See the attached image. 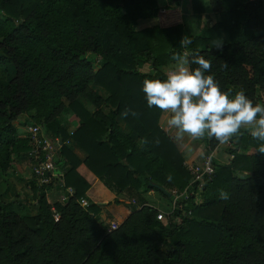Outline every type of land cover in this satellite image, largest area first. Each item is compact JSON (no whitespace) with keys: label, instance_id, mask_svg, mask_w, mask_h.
I'll return each mask as SVG.
<instances>
[{"label":"trees","instance_id":"1","mask_svg":"<svg viewBox=\"0 0 264 264\" xmlns=\"http://www.w3.org/2000/svg\"><path fill=\"white\" fill-rule=\"evenodd\" d=\"M166 1L171 5L161 7L159 0H0V178L7 181L16 158L30 151L15 124L39 125L47 137L59 139L55 165L68 167L57 178L63 188L55 189L74 190L66 202L50 203L51 187H40L32 177L34 214L26 203L0 199V264H264L261 142L241 129L230 140L235 146L228 150L231 161L213 165V179L177 200L162 223L145 195L153 191L173 201L172 191L184 192L191 176L182 153L158 124L163 111L148 107L142 91L145 79H164L172 56L188 51L211 61L206 75L214 76L221 91L243 90L254 105H264L263 0ZM206 6L216 19L206 25L205 36H189L192 43L182 48L187 36L182 15H201ZM149 20L155 24L138 29L140 21ZM221 32L229 41L218 49L212 41L221 40ZM142 63L150 65V73L137 70ZM10 67L14 76L8 79ZM94 85L107 96L102 98ZM79 98L96 111L83 107ZM126 109L137 116H123ZM70 116L78 120L71 134L64 122ZM118 118L140 144L120 129ZM68 140L87 154L84 161L71 153ZM202 144L208 154L220 142L207 136ZM248 149L253 152L245 153ZM80 166L92 173V181L80 176ZM100 185L112 197L97 193ZM122 195L137 206L109 231L101 215L111 204L126 205ZM82 198L85 208L78 203ZM106 219L113 218L106 214Z\"/></svg>","mask_w":264,"mask_h":264},{"label":"clouds","instance_id":"2","mask_svg":"<svg viewBox=\"0 0 264 264\" xmlns=\"http://www.w3.org/2000/svg\"><path fill=\"white\" fill-rule=\"evenodd\" d=\"M191 43L189 36H184L180 46L187 49ZM212 44L219 49L223 42L218 39ZM172 60L165 78L145 79L142 91L148 107L169 114L167 124L175 129V140L182 142L185 136L201 139L207 135L224 144L248 126L251 136L261 142L257 151L264 154V105H254L243 90L234 95L231 89L221 91L214 76L206 75L211 70V61L199 53L185 51L183 55L174 54ZM129 114L137 116L128 109L122 113L125 117ZM220 195L222 199L228 198L226 192L221 191Z\"/></svg>","mask_w":264,"mask_h":264},{"label":"crops","instance_id":"3","mask_svg":"<svg viewBox=\"0 0 264 264\" xmlns=\"http://www.w3.org/2000/svg\"><path fill=\"white\" fill-rule=\"evenodd\" d=\"M163 1L167 2L166 0H163ZM186 4H187V2H186ZM182 19H183L182 23L185 26L187 36L203 37V36H205L206 25L213 23L214 20L216 19V15L213 12H211V10L208 9L206 6V10L203 14H201V15H192V14L182 15ZM145 24H149L148 26H152L155 24V21L149 20ZM220 37H221L222 42H224V43L229 41V37H228V34L226 32H221ZM137 70L140 73H144V74L151 72L150 65L144 64V63L138 64ZM166 70H165V72H166ZM92 88L98 89L102 98H105L107 96V92L104 89H102L100 86L94 85ZM258 95L262 98L263 97V91L261 90L260 92H258ZM78 102L83 107H85L87 110H89L91 113H94L96 111V108L89 105L85 99L79 98ZM102 112L106 113L107 110L102 109ZM168 119H169V114L162 112V114L159 118L158 124H159L160 128L165 132V134L172 139V141L174 142L178 151L182 153V155L185 159L184 160V166L186 167V169H188L190 166H201L205 155L211 156L213 165H227L231 161V159L233 158L230 155V153H228V150H231V149L234 150L235 149V146H233L234 142H231V141H229L228 143H224V144L220 143L216 149H214L213 151H211L208 154H206L205 149H204L203 144H202V141L207 137V135H205V137H203L201 139H192L190 137L185 136V139L182 142L176 141L175 140V129L168 126V124H167ZM64 122L66 124V127H67L69 134L73 133L78 126V120H76L74 117H67ZM117 122H118L120 129L124 133H126V134L130 133L131 139L136 144H140V142L138 140V136L134 133H131L130 128L121 119L118 118ZM242 130L247 131L250 134V131L248 130V126H244L242 128ZM24 133H25V131H24ZM18 135H19V137L25 136V135L22 136L21 134H19V132H18ZM66 144L70 148L71 153L78 160L84 161L87 158V154L79 146H77L72 140H68L66 142ZM252 152H253V149H248V151L245 153L250 154ZM222 153H226V155L228 154V156H229L226 159V155H224V160L226 161L225 163H221V162L219 163L215 160V157H217L219 154H222ZM239 153H242V152L239 151ZM15 161L16 162H15L14 168L12 169V170H14V173L16 175L18 174V175L23 176L25 178H29V176L31 175V164H28V163L31 160L28 157V155H26L24 157L16 158ZM67 168H68L67 165H65L64 167L56 166V170H57L58 175L60 177L63 176V174ZM77 171L80 174V176H82L85 180L92 181V179H93L92 173L88 169H86L84 166L83 167L80 166ZM54 189L55 188H52L49 191V193L52 192ZM98 192L105 193L106 198H109V196L112 197V195H110L102 187V185H100L98 187L97 193ZM173 192L174 191H172V193ZM155 194H156L155 192L150 191L149 193H147L145 195V199L150 200L151 198L155 197ZM119 198L122 199V196H119ZM127 205L128 204H126V205H124V204H121V205L111 204L110 206H107L103 210L104 212L101 215V217L103 218L104 215L108 214L113 219H115V221L122 222L129 215V209L127 208Z\"/></svg>","mask_w":264,"mask_h":264},{"label":"built area","instance_id":"4","mask_svg":"<svg viewBox=\"0 0 264 264\" xmlns=\"http://www.w3.org/2000/svg\"><path fill=\"white\" fill-rule=\"evenodd\" d=\"M24 137L27 138L29 142L30 151L28 152V157L31 163H33L31 175L36 180L37 184L40 187L63 188V184L57 181V178H61L62 176L60 177L58 175L55 165L56 155L60 148L59 139L47 137L42 127L39 125L27 126ZM187 170L191 176L190 183L184 192L178 194L174 191L172 193L174 200L168 210H157L156 219L158 221L167 223L168 217L172 214L177 200L187 199L194 195L196 190L203 189L204 185L213 179L215 173L210 155H205L201 166H190ZM73 195L74 190L72 188H64V195L58 202H66L68 199L72 198ZM78 203L83 208L87 206V201L84 198L80 199ZM54 219H58V214L55 212ZM172 222H174V220H172ZM120 224L121 222L119 221H111L108 225V230H116Z\"/></svg>","mask_w":264,"mask_h":264},{"label":"rangeland","instance_id":"5","mask_svg":"<svg viewBox=\"0 0 264 264\" xmlns=\"http://www.w3.org/2000/svg\"><path fill=\"white\" fill-rule=\"evenodd\" d=\"M183 4L185 2L182 1ZM264 3V1H263ZM171 5V3L169 2H165L163 0H159V6L163 7V6H169ZM181 20L183 21L182 17ZM148 21H140L138 23V29H142L144 27H148L149 24H145ZM14 76V69L13 68H9L8 71V79L13 78ZM72 117V116H70ZM75 118V117H74ZM76 119V118H75ZM77 120V119H76ZM17 131L19 132V134H21L22 136L25 135L24 131L26 129L25 126H22L20 124H15ZM220 153V152H219ZM224 155H226V153H222L219 154L217 157H215V160L217 162H221V163H225L226 161L224 160ZM228 154L226 155V159L228 158ZM28 164H31V171L33 168V163H31V161H29ZM33 179L32 175L29 176V178H25L23 176L20 175H16L14 173V170H12L11 172H9V177L7 181H3L0 178V199L2 202L7 203L10 201H14V202H22V203H26V207H28V210L31 214L35 213V209H34V205H33V196H32V190H31V185L29 184L30 180ZM53 187H51L52 189ZM50 189V190H51ZM64 195V192H61L57 189H54L52 192L48 193V202L50 203H54L60 200V198ZM122 199L125 202V204L127 205V208H133L136 205V202L133 199H128L125 195H122ZM133 201L135 202V204H133ZM148 204L152 205L153 207H155L157 210H161V211H165L166 209H169L171 207L172 201L163 199L159 194H155L154 198H151L150 200H146ZM137 206V205H136ZM158 213V212H157ZM104 223L109 225V223L111 221H115V219L109 220L106 219V215H104L103 217Z\"/></svg>","mask_w":264,"mask_h":264},{"label":"water","instance_id":"6","mask_svg":"<svg viewBox=\"0 0 264 264\" xmlns=\"http://www.w3.org/2000/svg\"><path fill=\"white\" fill-rule=\"evenodd\" d=\"M150 186H152V187L155 188V189L160 190V191L163 192L165 195H167V197L170 196V194H169L166 190H164L163 188L159 187L158 185H155V184L150 183Z\"/></svg>","mask_w":264,"mask_h":264}]
</instances>
